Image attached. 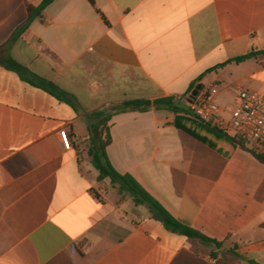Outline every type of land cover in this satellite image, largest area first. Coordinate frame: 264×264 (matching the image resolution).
Returning a JSON list of instances; mask_svg holds the SVG:
<instances>
[{
  "label": "crops",
  "instance_id": "1",
  "mask_svg": "<svg viewBox=\"0 0 264 264\" xmlns=\"http://www.w3.org/2000/svg\"><path fill=\"white\" fill-rule=\"evenodd\" d=\"M42 1L0 0V264H264V164L247 145L169 111L109 124L114 169L220 248L99 183L89 155L96 114L124 101L187 106L208 74L226 110L223 94L264 93V56L233 61L264 51V0H54L17 34Z\"/></svg>",
  "mask_w": 264,
  "mask_h": 264
},
{
  "label": "trees",
  "instance_id": "2",
  "mask_svg": "<svg viewBox=\"0 0 264 264\" xmlns=\"http://www.w3.org/2000/svg\"><path fill=\"white\" fill-rule=\"evenodd\" d=\"M54 0H43L37 7L29 6V18L28 21L17 31V34H21L26 30L31 22L36 18L42 16L43 10L50 5ZM93 5L94 0H89ZM264 56V51L259 53H250L245 56L238 57L233 61L236 63H242L247 59L256 58L258 56ZM226 64L219 65L220 68ZM211 69L208 72H212ZM202 80V77L198 79V82ZM196 83L191 86V91L195 89ZM201 88H204L200 85ZM57 98L62 99L60 89L55 87L52 83H49L46 87ZM190 91V92H191ZM151 109L156 111H169L176 115V125L190 133V129L183 125V122H188L192 126L199 127V119L193 115L188 109L180 107L175 98L165 97L156 100L140 99V100H127L115 106H112L106 110L98 112L96 114V124L93 127H89L91 133V147L89 149V155L92 160L94 168L98 172V182L111 184L112 188L117 189L119 194L123 198L125 194L129 195L136 205H146L152 211L155 219L160 221L164 227L172 233L183 236L185 238L194 239L206 246H215L220 248L222 244L216 240L210 239L203 235L199 231L187 227L178 222L167 210L155 200L131 175H122L118 173L112 166L108 154L107 148L112 143V137L110 133V121L113 116L127 113V112H148ZM200 126H204L207 131H213L218 134H222L217 129L211 128L209 125L200 121ZM235 142L242 146L243 143ZM254 154V153H253ZM255 155V154H254ZM257 159L264 164V157L255 155ZM215 258V255L212 254ZM251 264H255L251 262Z\"/></svg>",
  "mask_w": 264,
  "mask_h": 264
},
{
  "label": "built area",
  "instance_id": "3",
  "mask_svg": "<svg viewBox=\"0 0 264 264\" xmlns=\"http://www.w3.org/2000/svg\"><path fill=\"white\" fill-rule=\"evenodd\" d=\"M222 90L201 88L197 95H187L188 110L199 120L223 135L251 148L255 155L264 157V93L246 88L237 89L234 110L224 109L218 101ZM60 137L67 149L72 141L66 130Z\"/></svg>",
  "mask_w": 264,
  "mask_h": 264
},
{
  "label": "rangeland",
  "instance_id": "4",
  "mask_svg": "<svg viewBox=\"0 0 264 264\" xmlns=\"http://www.w3.org/2000/svg\"><path fill=\"white\" fill-rule=\"evenodd\" d=\"M215 82L216 81H215L214 76L208 74L203 79L202 85H203L204 89L210 90L213 88V85L215 84ZM220 99H221V102H223L225 104L227 111L232 112L234 110V106H233L232 98H231L230 94H223ZM177 102H178V105L180 107L187 109L186 108L187 106L185 105L184 99L178 100Z\"/></svg>",
  "mask_w": 264,
  "mask_h": 264
},
{
  "label": "water",
  "instance_id": "5",
  "mask_svg": "<svg viewBox=\"0 0 264 264\" xmlns=\"http://www.w3.org/2000/svg\"><path fill=\"white\" fill-rule=\"evenodd\" d=\"M200 89H201V87L199 86V87L193 92V95H197V93L199 92Z\"/></svg>",
  "mask_w": 264,
  "mask_h": 264
}]
</instances>
